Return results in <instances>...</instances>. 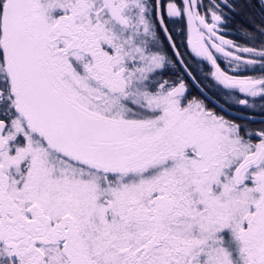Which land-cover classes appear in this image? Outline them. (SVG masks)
<instances>
[{"label": "snow or ice", "instance_id": "snow-or-ice-1", "mask_svg": "<svg viewBox=\"0 0 264 264\" xmlns=\"http://www.w3.org/2000/svg\"><path fill=\"white\" fill-rule=\"evenodd\" d=\"M0 264H264V0H0Z\"/></svg>", "mask_w": 264, "mask_h": 264}, {"label": "trees", "instance_id": "trees-1", "mask_svg": "<svg viewBox=\"0 0 264 264\" xmlns=\"http://www.w3.org/2000/svg\"><path fill=\"white\" fill-rule=\"evenodd\" d=\"M243 20V17L241 16H237V17H234L231 21H230V28L233 30L235 29L236 27L239 26V24L242 22ZM239 35V33L237 31H234L232 32V36H229L230 38H236L237 36Z\"/></svg>", "mask_w": 264, "mask_h": 264}, {"label": "flooded vegetation", "instance_id": "flooded-vegetation-1", "mask_svg": "<svg viewBox=\"0 0 264 264\" xmlns=\"http://www.w3.org/2000/svg\"><path fill=\"white\" fill-rule=\"evenodd\" d=\"M232 32H233V30L230 28L229 31H228V33H227L228 38H229V36H232Z\"/></svg>", "mask_w": 264, "mask_h": 264}, {"label": "rangeland", "instance_id": "rangeland-1", "mask_svg": "<svg viewBox=\"0 0 264 264\" xmlns=\"http://www.w3.org/2000/svg\"><path fill=\"white\" fill-rule=\"evenodd\" d=\"M230 38V37H229ZM192 90V93L195 95V94H197V90L195 89V88H192L191 89Z\"/></svg>", "mask_w": 264, "mask_h": 264}]
</instances>
